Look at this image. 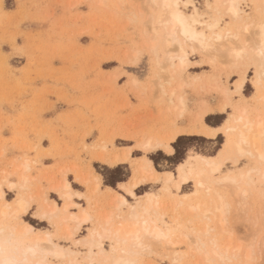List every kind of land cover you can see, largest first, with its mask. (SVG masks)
Returning a JSON list of instances; mask_svg holds the SVG:
<instances>
[{"label": "rangeland", "instance_id": "1", "mask_svg": "<svg viewBox=\"0 0 264 264\" xmlns=\"http://www.w3.org/2000/svg\"><path fill=\"white\" fill-rule=\"evenodd\" d=\"M205 1L194 0L202 21L196 27L210 33L205 24L218 18V30H222L227 25V16H219L213 9L206 8ZM208 1L213 3L214 0ZM241 7L246 12H252L249 2L242 3ZM147 12L145 0H0V184L5 198L13 199L16 196L17 188L10 189L8 181H18L21 169L16 166L26 161L29 164V170L24 171L29 179L27 191L46 192L49 198L61 203L58 195L49 191L48 186L50 181L61 178L67 172V176L73 177V188L86 193V186L77 182L75 177L89 174L86 158L99 152L102 145L109 151L112 147L123 151L135 141L134 138L139 136L140 139L139 131L145 129L143 124H161L160 121L165 125L176 121L192 123L195 111L203 102L209 103L214 99L218 106L224 100V95L216 86L225 81L228 87L232 86L236 77L233 74L236 69L224 62L227 61L226 56L221 55L225 59L220 56V49L224 45L219 46L214 59L212 55L206 56L187 48L191 62L179 73L181 78L178 79L185 83L176 91V95L183 96L185 109L182 116L178 111L166 110L169 92L165 95L167 99L161 95L159 84L153 77L157 68L151 53L144 46L148 36L145 38L143 30L148 31L149 28ZM130 49L137 51L135 59H132L134 51L133 54L129 53ZM126 56L131 61L126 62ZM144 57L149 62L146 63ZM137 61L129 73L128 69ZM249 72L251 75H246L248 79L242 92L250 103L256 89L252 84L253 70L247 67L246 74ZM193 75L200 77L199 80L190 79ZM207 75H215V82L206 81ZM131 78H136L134 85L137 87L131 84ZM178 79L172 81L171 86L178 85ZM148 86L153 89L150 90ZM165 86L169 88L170 85ZM139 90L141 94L137 93ZM176 95H172V99ZM225 116V113L213 115V123L220 124ZM93 134L94 146L89 142ZM128 135L134 138H127ZM223 139L222 135L211 141L204 139L202 145L201 138L187 141L206 151L217 152ZM151 155L157 163L163 156L159 152ZM245 162L240 161L237 168L229 163L221 172L230 168L238 170ZM96 167L102 169L103 166L97 164ZM113 174L111 178L124 179V166L121 165L119 172ZM229 186L225 191L229 208L223 241L228 236L232 245L240 244L243 249L251 246L253 254L245 264H261L264 260V247H260V240L264 237V180L253 185V191L248 193L250 197H246L249 201L239 199ZM194 188L192 183H188L179 192L173 188L168 192L162 188V184L147 183L135 191L137 195L145 191L158 194L164 204L159 210L166 212L163 217L165 221H170L174 213L171 199L190 197ZM102 193L98 191L92 196L90 202L93 211L112 209ZM185 193L189 196L183 195ZM75 200L86 206L85 199ZM129 204H132L131 200ZM178 207L175 210L181 214L178 230L182 233L191 231V227L197 226L193 220L195 218L192 219L181 206ZM23 219L34 227L53 231L47 222L37 219L32 207L23 215ZM86 232L84 226L77 236ZM54 240L79 251L78 258L83 264H88L85 246L64 242L56 237ZM103 246L109 249V241L104 240ZM150 247V252L144 251L139 255L140 264H204L198 254L188 253L186 258L180 256L178 261V257L172 260L165 254L170 252L169 249L155 244ZM177 250H185V245L180 244ZM215 263L219 262L213 261L211 264Z\"/></svg>", "mask_w": 264, "mask_h": 264}, {"label": "bare ground", "instance_id": "2", "mask_svg": "<svg viewBox=\"0 0 264 264\" xmlns=\"http://www.w3.org/2000/svg\"><path fill=\"white\" fill-rule=\"evenodd\" d=\"M246 2H249L251 13L246 12L241 7V4ZM166 3L173 6L178 4L179 8L166 9L164 7ZM213 3L206 0V8L213 9L219 16H227L228 21L222 30H218V18L212 22H207L205 25L210 33H206L203 29L196 27V24H200L202 21L194 0H145L149 28L148 31L143 30L145 38L146 36L148 38L145 45L144 42L141 44L152 55V61L157 68L153 73V77L156 79V84H159L161 95L165 96L169 92L166 110L178 111L180 116H182L185 109V100L181 94L176 95V91L185 83L184 81L180 82L181 76L179 73L191 62L187 56L189 51H187V48L193 52L206 54V56L212 55L211 58L214 59L213 55H216V52L219 51V46L224 45V48L220 49V52H224V54L220 53V56H226L227 61L224 62L228 63V67L236 69L233 72L236 77L233 79L231 87L227 86L226 81L222 82V85L218 83L216 86L224 95V100L218 103L217 107L221 106L229 99L231 94L235 93L238 80L242 83L232 123V127L236 131L227 138L228 145L226 148L224 143L226 138L223 136V142L216 152L220 158L217 163L228 160L230 164L236 165L234 168H237L239 162L244 160L246 161L244 165L238 170L230 168L222 173L224 167L214 170L211 166L205 165L203 161L194 162V167L202 171L203 175L188 178L195 187L194 191L190 192L192 195L185 199H171L170 205L173 206L174 213L170 216V221H165L163 215L166 212L159 210L160 206L164 205L162 198L152 191L137 195L143 197V199L133 208L131 204H120L116 199L115 189L110 192L107 190L110 186H107L102 196L112 206V209L104 212L100 210V212L93 211L90 201L98 191H95L88 184L90 172L75 177V180L86 186L87 192L75 190L73 187L70 190L64 189L65 199L61 203L49 198L46 192L39 190L27 191L29 179L24 171L29 170V164L26 161L20 164L19 167L16 166V168L21 169L18 181H8L9 185H15L17 188V194L13 199L5 198V192L0 184V190L4 192V198L0 199V243L4 244L3 251H0V260L21 262V264H83L77 256L79 251L65 247L55 241L54 237L64 242L71 241L74 245L85 246L87 248L86 258L88 264L93 262L95 264H140L139 255L144 251L150 252L152 244L169 249V253H164L170 256L172 260H176L177 257L179 259L183 255L182 258H186L188 253L190 255L198 254L204 264H211L213 261L225 264H245L251 258L253 249L249 244V247L243 249L240 244L232 245L231 238H228V236H226L227 242H224L222 235L226 233V215L229 208L225 193L227 186H232V191L242 200L248 196V193L253 191L252 188L256 182L259 183L264 180V139L261 137V132L264 130L262 129V125H264V112H262V109H264V84H261L259 75L260 53L262 45H264V31H262V28H264V0H214ZM189 7L190 9L186 11ZM174 12H179L185 18L187 35H185V26L173 23ZM133 51L130 49L129 53ZM133 53L134 55H132ZM133 53L130 55H132V59H135L134 56L137 51ZM236 53H240V55L237 56ZM126 57V62H128L130 57ZM224 62L222 61V64ZM249 65L253 70V76L256 77L255 83L252 79L256 92L250 103L246 101V97L242 92L248 79L246 69ZM242 66H245V69L240 70L239 68H242ZM214 76L207 75L205 80L215 82L213 80ZM178 77L180 78L178 79ZM199 78L197 75L190 77L193 81H197ZM177 79L179 80L177 81L179 82L178 85L171 86V82ZM130 82L134 85L137 80L131 78ZM165 85L170 86L166 88ZM152 86H148L150 90L153 89ZM140 91L137 93L141 94ZM226 93L229 95L226 96ZM172 95H176V98L172 99ZM204 104L206 103L203 102L195 111L193 122L197 112ZM226 118L225 116L224 119ZM160 122L161 124L158 122L156 124L153 122L143 124L142 127L145 125V129L139 131L141 133L140 139L139 136L134 138L132 135H128L127 138L144 141L146 138L153 136H162L171 131L173 126L177 124V121L170 122L167 125L162 123L163 121ZM223 123L224 120L220 125ZM106 149L102 145L100 151L95 155L103 154ZM220 149H224V152L221 153ZM112 150H115L114 147H112ZM67 174V172H64L61 178L50 181L48 190L61 189L62 181L67 177ZM149 181L155 182L151 179ZM178 181L179 177H177V183L172 185L162 184V188L168 192L172 188L175 192H179L182 186L188 183L178 184ZM149 193H152L150 198ZM57 195L60 199V195ZM183 195L189 196L188 193ZM46 196L51 203L45 202ZM17 197L20 200L29 202V208L18 216L16 215L18 205L12 203ZM82 197L86 201V206L75 200V198L82 200ZM32 201H35L40 206L41 213L45 214V218H40L35 214L37 219L47 222L49 226L53 227V231L47 228L34 227L23 219V215L31 208ZM237 201L239 202L238 199ZM178 206H181L186 213L190 214L192 219L195 218L193 220H195L197 226L191 227V231L188 230L182 233L178 230L179 218L181 217V214L175 211L179 208ZM250 207L251 205H249ZM84 226H86L87 232L84 235L77 236V233ZM146 232L151 233V235H146ZM231 233H233L232 230ZM231 233L229 232L230 235ZM104 240L109 241V249L103 246ZM180 244L185 245V250H177ZM260 247H264V237L260 240Z\"/></svg>", "mask_w": 264, "mask_h": 264}, {"label": "snow or ice", "instance_id": "3", "mask_svg": "<svg viewBox=\"0 0 264 264\" xmlns=\"http://www.w3.org/2000/svg\"><path fill=\"white\" fill-rule=\"evenodd\" d=\"M166 9H172L173 7L179 8V5L173 6L170 3L164 5ZM194 7V6H193ZM173 23L185 26V35L188 34L187 27L185 25V18L179 14V12L173 13ZM175 30V29H174ZM264 31V28H262ZM237 56L240 53H236ZM260 81L264 84V45H262V51L260 53ZM144 61L147 63L148 58L144 57ZM137 62H133V67L128 69L130 73L136 66ZM251 68V65H249ZM246 75H251L247 73ZM127 79V75L125 76ZM253 83L256 81V77L253 76ZM241 81H237L235 93L231 94L228 100H226L221 106L217 107L216 102L213 99L211 102L204 104L195 117L194 122L188 123L185 121H178L176 125L173 126L172 130L165 133L162 136H153L146 138L144 141H139L138 139L132 141L129 147L125 148L123 151L115 149L112 151L105 150L103 154L92 155L88 159V167L91 170L88 177V184L95 191H104L105 185H111L108 191H113L115 189L116 199L122 205H129V200H131V206H135L143 199V197H138L136 189L141 188L149 180L155 181L156 185L168 184L172 185L177 183V177H179L178 184L190 183V176H202L203 172L197 170L194 167V162L203 161L205 165L211 166L214 170L223 168L225 165L229 164L228 160L219 161V157L215 151H206L199 145L194 144L192 141H184L181 137L190 136L193 138H201L200 144L204 143V139L209 141L219 137L224 136L226 139L224 141L225 148L228 145V137L236 131L232 127L234 114L237 108V97L240 93ZM231 87V85H229ZM226 96L229 94L226 93ZM222 112L225 113L226 119L224 123L220 126H216L213 123V113ZM218 123V122H217ZM264 129V125H262ZM261 137L264 139V130L261 132ZM89 142L95 145V135L89 137ZM153 152L162 153L163 156L159 163L156 162V158L151 154ZM223 153L224 149H220ZM171 163H168V161ZM99 164L102 169L97 168L96 165ZM123 165L125 168V178L124 182L120 184H115L114 179L111 178L114 174L110 173L109 170L115 169L119 172L120 166ZM73 177L68 175L62 181L61 189H51L53 194H59L60 200H64L63 195L64 189H71L73 187L71 181ZM79 182V181H77ZM9 188L14 190L15 185H9ZM152 193H149V198ZM4 198V192L0 190V199ZM83 199V197H82ZM46 203H51L48 197H45ZM13 204H17V213L20 215L24 213L29 208V202L20 200L17 197L16 200L12 201ZM31 207L33 213L37 214L40 218H45V214L41 213L40 206L36 202H31ZM146 235H151L147 233ZM4 244L0 243V251H3ZM0 264H21V262H12L7 260H0ZM264 264V260L261 261Z\"/></svg>", "mask_w": 264, "mask_h": 264}, {"label": "trees", "instance_id": "4", "mask_svg": "<svg viewBox=\"0 0 264 264\" xmlns=\"http://www.w3.org/2000/svg\"><path fill=\"white\" fill-rule=\"evenodd\" d=\"M215 124H217V123H215ZM199 137H196V138H193V137H190V136H184V137H181V139L182 140H184V141H187V140H195V139H198ZM110 171V173H115L116 172V170L115 169H111V170H109ZM113 179H114V182L116 183V181H119V180H123V178H120V177H113ZM110 185V184H109Z\"/></svg>", "mask_w": 264, "mask_h": 264}, {"label": "crops", "instance_id": "5", "mask_svg": "<svg viewBox=\"0 0 264 264\" xmlns=\"http://www.w3.org/2000/svg\"><path fill=\"white\" fill-rule=\"evenodd\" d=\"M246 84V83H245ZM245 86V85H244ZM244 88V87H243ZM243 90V89H242ZM218 113H222V112H216V113H213V115H215V114H218ZM224 120V119H223ZM223 120L220 122V124L223 122ZM219 123L218 124H216V126H218V125H220ZM153 153H155V152H153ZM122 182H124V179L123 180H119V181H116V183L115 184H119V183H122ZM148 183H155V182H151V181H149ZM107 186H105V188H106ZM111 187V186H110ZM76 190V189H75ZM147 192H151V191H145L144 193H142V194H140V195H143V194H145V193H147Z\"/></svg>", "mask_w": 264, "mask_h": 264}]
</instances>
